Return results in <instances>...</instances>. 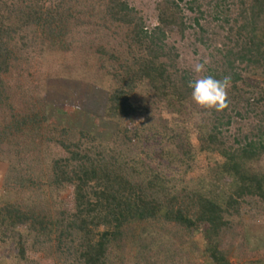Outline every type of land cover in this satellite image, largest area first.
Returning a JSON list of instances; mask_svg holds the SVG:
<instances>
[{
    "label": "trees",
    "instance_id": "1",
    "mask_svg": "<svg viewBox=\"0 0 264 264\" xmlns=\"http://www.w3.org/2000/svg\"><path fill=\"white\" fill-rule=\"evenodd\" d=\"M154 18L149 28L128 0H0V157L15 155L12 182L37 189L42 177L33 181L21 162H36L41 135L29 137L47 121L11 104L3 77L26 54L17 39L27 48L39 34L57 45L72 27L84 30L108 77L102 119L115 126L109 139L49 127L47 185L69 199H54L53 214L31 198L0 206V247L12 246L17 264H40V255L61 264H189L191 251L231 264L235 241L248 246L243 210L264 218V0H158ZM188 39L210 51L204 76L231 77L220 111L191 98L195 76L175 47Z\"/></svg>",
    "mask_w": 264,
    "mask_h": 264
},
{
    "label": "rangeland",
    "instance_id": "2",
    "mask_svg": "<svg viewBox=\"0 0 264 264\" xmlns=\"http://www.w3.org/2000/svg\"><path fill=\"white\" fill-rule=\"evenodd\" d=\"M128 1L132 7L141 12L149 28L156 24L154 16L155 4L158 0ZM187 2L188 0H183L184 4ZM215 18L217 20H214ZM208 22L211 23L212 29H216L221 24V18L214 11L208 17ZM84 38V30L72 27L65 39L57 45L43 42L39 34L31 37L34 41H28V44L26 41L27 48L21 46L22 42L19 39L14 42V47L25 49L26 54L24 56L19 54L11 71L3 77L13 90L11 104L17 114H25L32 108L39 116L46 113L47 121L38 125L37 128L34 126L33 135L29 137H34L37 133L42 137L40 139L41 137L36 136L35 139L36 144L40 145L34 147L36 162L30 160L21 162V165H26L28 170L31 168L34 172L33 181L42 177L40 181H37V189H32L28 184L25 189L21 190L17 184L12 182L17 171L11 172V164L15 161V155L9 154L12 150L8 149L0 157V206L16 200L27 201L31 198L38 205L48 206L53 214L55 210L60 209L54 205L55 200L62 202L63 205L68 202V193L52 192L47 185L45 140L49 127L83 129L95 132L102 139L111 137L115 126L112 121H103L104 109L101 106L104 104L102 100L108 89V77H106L105 70L100 67L99 59L87 50ZM171 41L176 42V40ZM175 47L180 57V67L193 73L194 80L204 77L211 61L209 49L199 43L194 45L191 39L177 40ZM196 63H203L205 71L199 74L193 72ZM234 134V128L230 129L228 135L234 136ZM20 167H16L17 170ZM196 173L195 176H197ZM198 174H201V171ZM188 179L187 177L186 180ZM39 188L40 192L37 191ZM237 220L241 226L239 232L248 236V246L239 249L235 241L231 249L233 250L230 257L231 264H264V218H259L250 209H244L242 216ZM15 253L12 246L2 245L0 264H17ZM38 257L40 264H61L54 259L44 260L41 255ZM188 261L189 264H211L207 258L192 253V251L189 253Z\"/></svg>",
    "mask_w": 264,
    "mask_h": 264
},
{
    "label": "clouds",
    "instance_id": "3",
    "mask_svg": "<svg viewBox=\"0 0 264 264\" xmlns=\"http://www.w3.org/2000/svg\"><path fill=\"white\" fill-rule=\"evenodd\" d=\"M205 71L203 63H196L193 72L199 74ZM231 86V77L215 79L208 75L195 80H190L188 87L191 91L192 100L199 106L207 109L220 111L227 107V90Z\"/></svg>",
    "mask_w": 264,
    "mask_h": 264
}]
</instances>
